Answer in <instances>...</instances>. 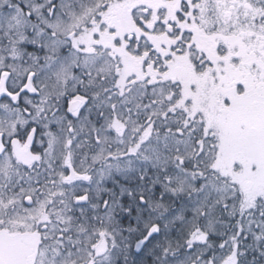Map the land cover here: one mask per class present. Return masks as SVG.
<instances>
[{"label":"snow or ice","instance_id":"6c2138e0","mask_svg":"<svg viewBox=\"0 0 264 264\" xmlns=\"http://www.w3.org/2000/svg\"><path fill=\"white\" fill-rule=\"evenodd\" d=\"M0 264H264V0H0Z\"/></svg>","mask_w":264,"mask_h":264}]
</instances>
